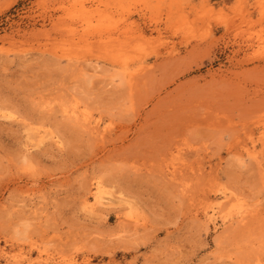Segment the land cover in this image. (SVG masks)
<instances>
[{"label": "rangeland", "instance_id": "374dc122", "mask_svg": "<svg viewBox=\"0 0 264 264\" xmlns=\"http://www.w3.org/2000/svg\"><path fill=\"white\" fill-rule=\"evenodd\" d=\"M62 259L264 264V0H0V264Z\"/></svg>", "mask_w": 264, "mask_h": 264}, {"label": "bare ground", "instance_id": "6f19581e", "mask_svg": "<svg viewBox=\"0 0 264 264\" xmlns=\"http://www.w3.org/2000/svg\"><path fill=\"white\" fill-rule=\"evenodd\" d=\"M131 84H133V82L131 83ZM72 111V110H71ZM63 114H65V116H66V118H68V119H71L73 122H75V123H78V124H80L81 125V128H82V126L86 129V128H88V132H91V133H94V134H97V135H99V134H101L102 132H100V129H99V127H98V124H95V125H93L92 126V122H91V120L89 119V117H88V115L86 114V113H83V112H79V111H76L75 109L72 111V112H68V110L66 111V113H65V111L63 112ZM71 121V122H72ZM90 130V131H89ZM39 133V132H38ZM37 133V135H39V137H40V140L42 139V137H43V134L42 133H39L38 134ZM46 138V137H45ZM44 138V139H45ZM44 139H43V141H44ZM54 139V138H53ZM46 140V139H45ZM55 140V139H54ZM42 142V141H41ZM59 142V141H58ZM54 143H57V142H54ZM43 144V143H42ZM57 144H60V143H57ZM39 145V144H38ZM107 195H108V193H106ZM111 196V195H110ZM110 198V197H109ZM111 199V198H110ZM93 200H94V204H102V201L103 200H108V199H106V197H105V193H104V191H103V189H102V186L100 185V184H97V186H96V188H95V192H94V195H93ZM217 215V214H216ZM210 217H209V220L210 219H212L213 217H214V215H209ZM208 217V216H207ZM215 218V217H214ZM228 219V218H227ZM211 221V220H210ZM230 221H231V219H230ZM237 221V220H236ZM243 221H245V219L242 217V219L241 220H238L237 222H239V224L241 225V223L243 224ZM231 222H233V221H231ZM235 222V221H234ZM246 222V221H245ZM231 224V223H230ZM233 224V223H232ZM236 224V223H235ZM238 224V225H239ZM234 225V224H233ZM233 225H231V226H233ZM239 225V226H240ZM263 252H261V254H262ZM15 256V255H14ZM20 257V256H19ZM21 258V257H20ZM15 260V259H14ZM17 260V259H16ZM21 260H23V263L24 262H26V263H28V258H24V257H22L21 258ZM260 260V259H259ZM11 261V260H10ZM18 261V260H17ZM32 262V261H31ZM71 262H72V260H70L69 262H66L64 259H62V260H59V261H51V262H47L46 264H71ZM23 263H20V262H18V264H23ZM25 263V264H26ZM29 263H30V260H29ZM257 264H262L261 263V261H259Z\"/></svg>", "mask_w": 264, "mask_h": 264}]
</instances>
